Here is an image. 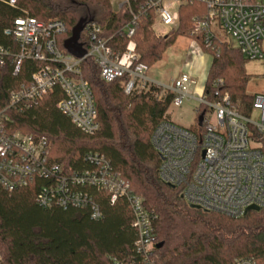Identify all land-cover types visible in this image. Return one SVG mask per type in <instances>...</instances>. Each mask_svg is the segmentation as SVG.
<instances>
[{"label":"trees","instance_id":"trees-1","mask_svg":"<svg viewBox=\"0 0 264 264\" xmlns=\"http://www.w3.org/2000/svg\"><path fill=\"white\" fill-rule=\"evenodd\" d=\"M6 1L0 0V46L12 53L18 52V45L4 30L24 11L38 20L56 18L64 22L66 32L58 37L63 51V42L73 28L93 22L118 55L131 41L139 60L149 67L162 58L177 36H187L212 56L203 92L216 99L214 83L221 78L220 94H228L231 106L239 113H250L253 95L246 89L250 79L244 68L246 61L228 42L213 38V44L207 46L203 32L193 23V18L206 14L200 4L180 5L178 24L166 35L154 31L152 13L142 14L133 35L127 37L123 29L131 21L129 9L144 0H128L129 6L123 4L116 11L109 0H16V7ZM82 32L78 42L87 48V36ZM14 65L12 57L0 65V108L6 106L12 89L28 81L34 64L23 62L16 75ZM80 70L94 96L99 125L95 134L82 133L60 113L56 105L63 94L57 87L29 109L8 111L11 130L44 136L51 159L67 171L88 167L90 164L84 161L88 153L109 160L113 172L154 216L157 245L153 264H231L243 257L264 264V208L238 218L192 209L180 196L179 188L172 189L158 179L159 159L150 139L155 126L168 119L173 95L161 93L154 85L126 94L122 78L103 81L91 57L81 62ZM198 115L196 109L195 120ZM43 184L34 180L11 193L0 186L1 264H142L132 250L135 232L124 199L110 204L104 195L95 193L103 213V218L95 221L88 209L40 207L36 195Z\"/></svg>","mask_w":264,"mask_h":264},{"label":"built area","instance_id":"built-area-1","mask_svg":"<svg viewBox=\"0 0 264 264\" xmlns=\"http://www.w3.org/2000/svg\"><path fill=\"white\" fill-rule=\"evenodd\" d=\"M144 0L130 8L131 21L123 31L127 37L134 33L142 14L152 13L154 21L174 28L178 24V8L197 3L206 9L202 18H193L204 34L207 46L217 38L213 26L223 30L247 61L264 59V0ZM168 1V0H167ZM16 7V0H7ZM129 6L119 0L118 9ZM174 7H176L174 9ZM83 31L87 36L86 55L77 58L58 46V37L66 32L63 21L51 18L38 20L27 14L13 19L4 30L14 38L18 52L0 46V65L12 57L16 75L23 62H32L28 81L9 92L6 106L0 108V186L8 193L27 187L32 181H44L36 195V203L46 209H88L92 220L103 218L94 194L104 195L110 204L124 199L132 215L135 232L132 250L142 264H153L157 245L152 221L142 199L133 194L129 185L116 175L103 155L88 153L86 168L67 171L50 157L49 143L44 136L12 131L11 110H25L39 99L59 88L63 97L56 107L82 133L93 135L98 130L92 89L80 70L81 62L91 57L99 68L103 81L122 78L126 94L154 85L160 92H170V105L181 107L184 102H197L202 122L183 127L168 119L158 123L151 134V144L159 159L158 179L180 189L187 204L202 210L218 212L229 217H241L246 208H264V94H252L248 115L239 113L230 104L228 94H220L221 78L214 83L216 99L203 91H192L195 80L181 73L170 84L154 82L146 76L149 66L139 60L134 43L129 42L118 55L100 35L99 25L88 22ZM198 45V44H197ZM84 48V47H83ZM201 50V49H200ZM219 54L216 50L215 55ZM1 264V256H0ZM231 264H256L251 258H236Z\"/></svg>","mask_w":264,"mask_h":264},{"label":"rangeland","instance_id":"rangeland-1","mask_svg":"<svg viewBox=\"0 0 264 264\" xmlns=\"http://www.w3.org/2000/svg\"><path fill=\"white\" fill-rule=\"evenodd\" d=\"M109 1L112 9L116 11L118 9L117 2L119 0ZM165 2L169 3L171 0H166ZM175 8L176 7H174V9ZM171 28V26L161 24L158 20L153 22V29L158 35H166ZM213 30L220 42H228L231 46L235 47L228 35L218 28L217 23L213 26ZM82 34L84 36L86 35L84 31ZM211 60L212 56L207 53H202L193 39L187 36H177L175 41L165 49L162 58L150 65L146 76L154 82L167 85L179 74L187 73L194 78L196 83L192 91L201 92L203 91L208 66ZM245 61V71L250 75V79L246 86L247 91L250 94H264V59L258 61ZM197 107V102L194 100L184 102L181 107L170 105L167 110L168 120L183 127L193 126Z\"/></svg>","mask_w":264,"mask_h":264},{"label":"water","instance_id":"water-1","mask_svg":"<svg viewBox=\"0 0 264 264\" xmlns=\"http://www.w3.org/2000/svg\"><path fill=\"white\" fill-rule=\"evenodd\" d=\"M84 26L85 24H82V23L78 24L75 28L72 29L70 36L67 39H65V41L63 42V47L65 51L77 58H82L86 55V49L83 48L81 43L78 42L79 35L83 31ZM197 122L199 125L201 124L202 114L198 116ZM166 186L172 189L175 188L173 185H170V184H166ZM189 207L192 209L202 210L200 206L195 205V204H189ZM260 210L261 208L252 205L246 208L244 215H246L249 211H260ZM202 211L207 212L206 210H202Z\"/></svg>","mask_w":264,"mask_h":264},{"label":"crops","instance_id":"crops-1","mask_svg":"<svg viewBox=\"0 0 264 264\" xmlns=\"http://www.w3.org/2000/svg\"><path fill=\"white\" fill-rule=\"evenodd\" d=\"M198 48H199V46H198ZM200 49V48H199ZM201 51V50H200ZM202 52V51H201ZM203 53V52H202ZM211 63V62H210ZM209 66H210V64H209ZM209 66H208V68H209Z\"/></svg>","mask_w":264,"mask_h":264}]
</instances>
